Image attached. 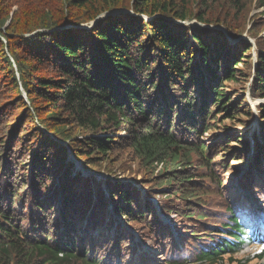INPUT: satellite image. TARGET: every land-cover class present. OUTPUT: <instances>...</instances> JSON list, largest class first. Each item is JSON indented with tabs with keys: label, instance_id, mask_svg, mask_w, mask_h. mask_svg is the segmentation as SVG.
<instances>
[{
	"label": "trees",
	"instance_id": "16d2710c",
	"mask_svg": "<svg viewBox=\"0 0 264 264\" xmlns=\"http://www.w3.org/2000/svg\"><path fill=\"white\" fill-rule=\"evenodd\" d=\"M253 3L264 7V0H0V173L10 174L9 199L29 187L36 208L28 212L31 230L21 229L20 217L2 208L0 184V264H129L121 257L131 246L124 229L115 224L112 234L91 235L112 225L113 215L130 226L148 225L146 240L169 239L177 252L179 244L190 245L194 263L222 264L223 252L236 247H214L211 234L227 232L231 223L243 230L235 197L218 175L227 164L217 167L211 156L219 145L224 155L214 158L225 156L233 141L242 147H231L228 156L242 158L247 142L226 131L211 146L201 138L219 120L241 115L245 102L225 90L228 83L251 79L249 97L264 100V36L256 34L264 31V10L248 20ZM243 33L255 38L254 59L248 42L228 41ZM257 111L261 142L251 168L258 172L248 169L240 180L254 190L264 189V103ZM64 143L91 169L130 150L131 161L148 174L147 196L181 198L173 210L181 218L178 240L130 183L108 181L106 196L95 178L73 174ZM212 181L226 204L227 225L210 218L213 204L199 197ZM92 237L112 253L91 258L98 242Z\"/></svg>",
	"mask_w": 264,
	"mask_h": 264
},
{
	"label": "rangeland",
	"instance_id": "374dc122",
	"mask_svg": "<svg viewBox=\"0 0 264 264\" xmlns=\"http://www.w3.org/2000/svg\"><path fill=\"white\" fill-rule=\"evenodd\" d=\"M264 10V7L258 8L255 3H253V8L248 6V14H246V18L249 20L253 16H258L262 11ZM221 29V28H220ZM256 34H260V36H264L263 29H259V31ZM251 37L243 33L241 37L230 39V43L238 44V42H248L252 45L253 51H252V58L254 59V56L256 55V46L255 38L250 40ZM263 51V50H262ZM245 68L246 75H250V67H243ZM251 80L248 79L246 82L242 81L241 83H228L226 87V91L230 92L232 95H236L239 99L238 104L242 101L245 102L239 109L240 111V117H238L236 120H230V119H224L219 120L218 122V128H215L213 130H208L203 137L201 138V142L204 145L211 146L213 142H216L218 138L220 140L223 138L224 131L226 133H229L232 135L233 133H238L240 135H243L244 138L247 137L248 134H251L255 136L258 134V137L260 136V127L261 124L259 119V116L256 112L255 106L263 103L264 101L260 99L252 100L250 97H248V89H251ZM247 111V112H246ZM249 113V114H247ZM221 123V124H220ZM223 130V131H222ZM241 137V136H240ZM239 137V138H240ZM239 140V139H238ZM231 143L228 144L230 146L229 153H227L225 156H222L220 158H214L216 155H224L223 147L221 145L218 146L217 152L215 154H212L211 159L213 161H219L217 162V167L225 166L226 167L223 170L218 171V175L220 178L224 181L227 188H229V196H234V202L235 204H241L245 200H252L255 201L257 204V209L260 211H264V207L260 206V204L264 203V190L259 191H253V190H244L241 189L238 186V180L241 178L244 173L250 169L246 167L247 161L253 157V148L252 153H249L248 157L246 156V152L244 153V156L242 158H235L234 156H228V154L231 152V147L234 149H238L239 147H242L241 145L234 144L233 141H230ZM68 151V159L73 164L75 168H73L72 172L73 174H79L83 176L85 179L88 178H95L100 183V185L103 183L102 180L105 178L111 179V181H121L123 183L131 184L138 192L140 200L145 201L147 198L152 202V207L154 208V212H156V216L158 219V222L162 225L164 224L169 232H170V239H178L180 236L181 228L179 227V223L181 221V218L176 215H174V209L176 206L180 203V197L178 198H172L168 201H165L164 198L159 197H149L147 196L148 190L143 186V183H149L148 182V174L146 175V171L137 162L131 161L130 158V150L124 151L119 153L117 156L111 158V162L108 164V166L105 165H97L95 168H89L85 166L82 162H79L75 160L73 157V152L70 150V148L65 145ZM217 153V154H216ZM10 162V161H9ZM195 163V161H194ZM13 164H9L7 168H13ZM262 169V173H264V164L259 167ZM234 170V171H231ZM202 171H197L198 174H201ZM258 172V171H257ZM256 172V173H257ZM156 174V173H155ZM105 177V178H104ZM239 177V178H238ZM259 176L256 177V179ZM105 185L102 184L100 186L101 191H105L108 181L104 182ZM217 182H209L208 187L210 189V192L204 195H201L199 193V197H201V202L203 201H211L213 204V211L214 214L210 216L213 220H215L217 223H225L227 214L223 211L226 204L216 195L218 185H216ZM0 184L2 185V189H5L3 194L5 195V201H3L2 208L4 209H10L14 214L16 213L17 216L20 217V219L23 221V226L21 229H25L26 231L31 230L29 224L34 225L32 222L30 223V215H28V212L30 213H36L35 205H33L32 200L30 199V188L28 187L23 193L19 190V194L17 197V200L9 199L8 190L11 189L13 192L15 189L13 187H10L11 184V178L10 174L5 172L2 174V171L0 173ZM205 184V182H204ZM225 187V188H226ZM20 188V185L16 188V191ZM166 193V192H165ZM215 193V194H214ZM26 198V199H24ZM244 199V200H243ZM18 200H20L18 202ZM24 201H26V204H24ZM18 202V203H17ZM8 203V205H6ZM24 205V206H23ZM171 206V207H170ZM245 208V207H243ZM51 209V208H50ZM48 209V210H50ZM170 213V214H169ZM53 211L47 212L48 217L46 216L44 219L48 222L54 221V215ZM114 222L111 225H104L107 226L109 229H112L113 225H117V228L124 229L128 233V241L131 243V246L128 248V250L122 251L121 255L122 257H126L128 253H130L131 247H135V250L132 252L131 259L129 260L131 264H164L166 260H170L171 262H177V264H195L192 261V255L190 250H193L190 245H188L187 249H184V246H181L179 248V252L176 251L171 246V240L169 239H163L161 240L158 236H154V239L148 238L145 239V235H142L143 233L148 231V225L145 227L144 225H139L137 223L130 226L124 217H113ZM35 221L40 225V222H43V218L35 219ZM186 226L185 224H182ZM46 226V225H44ZM46 234H51V227L46 226L44 227ZM103 228V227H101ZM114 230V229H112ZM212 240L215 241V236L217 234H211ZM130 237L131 241L130 240ZM81 238V237H80ZM154 241V242H153ZM191 244L197 246V248L201 247L199 243H197L195 240H188ZM203 247H207L208 243L206 240L201 243ZM93 251L91 253V258L98 257L100 254L108 252V249H106V246L102 244V241H98L97 244L94 245ZM110 248V247H109ZM184 251V254L182 252ZM136 255H139L143 258L142 261H139ZM242 256V260L248 259V256L246 253L240 254ZM198 264V263H196ZM222 264H230V262L227 260ZM251 264H256L255 262Z\"/></svg>",
	"mask_w": 264,
	"mask_h": 264
}]
</instances>
